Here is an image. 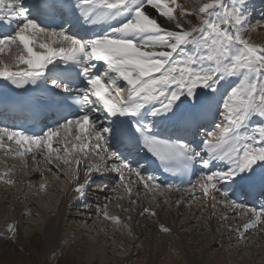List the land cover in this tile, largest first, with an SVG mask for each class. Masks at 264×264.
Returning a JSON list of instances; mask_svg holds the SVG:
<instances>
[{"label": "snow or ice", "instance_id": "snow-or-ice-1", "mask_svg": "<svg viewBox=\"0 0 264 264\" xmlns=\"http://www.w3.org/2000/svg\"><path fill=\"white\" fill-rule=\"evenodd\" d=\"M247 5L206 0L189 9L178 0H0V79L18 89L43 88L49 95L38 103L50 109L39 131L0 127V149L20 158L39 156L49 171L70 172L72 190L84 199L91 177L105 173H116L112 191L123 188L129 196L132 183L153 199L181 191L129 159L135 150L152 158L156 171L187 173L200 165L185 191L199 190L212 207L219 203L249 216L245 232L264 224V206L232 199L237 188L259 187L264 195V45L247 35L264 25L252 27ZM5 53L10 60L2 58ZM164 124L170 132L157 130ZM89 149L96 162L82 183L79 158L76 169L60 165L71 163L72 152ZM98 214L120 224L108 204ZM141 214L156 215L147 207ZM160 230L170 232L163 225ZM7 231L15 234L17 228L9 224Z\"/></svg>", "mask_w": 264, "mask_h": 264}, {"label": "rangeland", "instance_id": "rangeland-1", "mask_svg": "<svg viewBox=\"0 0 264 264\" xmlns=\"http://www.w3.org/2000/svg\"><path fill=\"white\" fill-rule=\"evenodd\" d=\"M178 2H181V4H184L185 7L189 9H193L198 8L202 3L206 2V0H179ZM256 3H253L252 6L251 4H248V9L249 7H253L254 9V5H256ZM253 11H255V9ZM255 16V18H251V24L252 27L259 28L260 26H258L256 23H258L260 20L256 19L257 15ZM196 22L197 21L193 18V23ZM184 26L186 28L189 27L186 22H184ZM251 34L257 36V41L254 43L263 45L260 44L259 38L264 37V30L252 31ZM8 57H10L9 54H7L4 59L6 61L10 60L11 57ZM3 150L5 149H0V154L5 152H3ZM80 153H82L85 158V152L79 151V154ZM79 154L70 157L72 163L74 159H77ZM4 157L8 158V156ZM92 158V161L96 162V157ZM2 160L8 161V159L6 160L3 158ZM80 161L83 162V160ZM72 163L71 166L68 165L70 168H68V166H60L65 169H72ZM12 164H14L13 167L2 165L4 168L3 173H0V190L10 189V193L18 192L19 194L23 193L31 195L35 198V200H33L34 203L36 201L39 207L41 205V207H44L50 211L49 215H56L57 209L59 207L58 204L61 202L62 197L52 191L51 194L53 197L51 199H43L44 194L41 193L40 189L37 190L36 188L32 187V185H22L21 183L17 182L13 179L14 176L13 172H11L12 169H16L17 173H21L22 176H26V178H28V174L24 175V172L28 173L30 169H27L25 165L20 163ZM57 172L58 171L51 174L45 173L44 178L41 177L40 173L31 178L30 181L32 184L40 181L42 182L44 181L42 179L50 178L52 176L59 179V182H54L53 184H60V182L62 184H66L72 181L70 172L65 171L61 172L60 174ZM6 173L10 174L5 175ZM6 180L13 181V183H5ZM116 186L117 184H115V187ZM140 189L144 190L141 187ZM135 192L133 193L134 195ZM88 194L89 192H87V197H90ZM57 195H59V197ZM142 195L143 199L141 200L147 202L151 206L153 205L160 215H164L168 211L173 212V214L176 215L173 221H175L174 223H180L181 225L177 226V229H175V231L171 233L170 236L168 235L169 239H165L164 237L165 240H162V237H160L161 234L157 231L155 233H159L160 235L155 234V237L153 238L148 237L149 233L145 234V232H142L140 239L139 237H135L132 232H128V226L131 225V218L134 215L133 210L137 208V205L136 203L124 205L122 200L128 196L119 190L117 191V194L112 195L113 197H110L111 200H108L107 197H101V202H99L100 204H97V201L94 199L91 200L92 198H87L91 202L95 203L90 204L88 202V207H85V205H74L71 207V210L68 211V214L66 212L64 217H62V220H59L57 224V235H59L60 241L57 243L58 245H53V247H47L46 241L43 239L44 236L42 235V230L45 224L49 221L50 217H43L42 213L32 211V205H30V203H26L22 198L19 199L20 195L14 196V194H10L8 197L3 195L4 197H0V264H122V260L127 259L129 255L132 257L127 261V264H148V262L152 260L151 256L156 255V250L158 249L159 251L163 245V242L169 240H171V242L181 240L182 242L185 241L191 245L185 247L184 255L181 257V264H209L211 258L221 254H224V259L226 261L225 264H237L240 262V258H247V260L250 261L248 264H264V229L256 230L255 227L244 233L242 232V229L237 230L238 228L236 229L235 226L244 223L246 220H249L250 217L239 216L237 213H235L237 212L236 209L230 208L231 212H234L232 215L224 214L227 217H231H228V221L227 219H223V217L217 218L215 220V222L218 224L216 227V231L218 233L226 234L229 232L227 236L228 239L227 237H222L215 243V241L210 242L212 239L211 237L207 238V236L210 234H208L206 228L198 229L197 226L199 223L206 225V214L208 211H212L214 213H217L216 211H226L223 209L224 205L217 203L216 207H212V200V204L209 205L208 201H210V199L207 200L206 198H201L199 200L195 199L189 201L188 206L180 208V205L177 202L180 199L179 197L177 198L176 202H172L171 198L167 196L163 197L159 194L155 196V199L152 198V195H146L145 191L144 194L142 193ZM120 196H123L124 198L121 200L119 199ZM144 196L146 197L144 198ZM171 196L172 194L170 197ZM104 204H108L109 213L120 218V224H114L109 220L104 219L102 215L98 214L99 209ZM27 207H29V210L26 212ZM195 208H198V210H195ZM233 215H235V217ZM188 218L191 219V222H188ZM234 218L238 219L236 220L238 223H233L235 221L233 220ZM153 220L154 218L152 217L143 216L140 222V229L148 230L149 223H151ZM169 220L170 223L173 224L172 219ZM9 224H14L16 226L17 232L15 234L7 231ZM89 224H91L93 229L96 230V238L94 239L90 238V236L93 235V230L92 227H87ZM233 227L235 228V231L233 230ZM35 229L38 231L36 234L33 233ZM232 230L235 232L234 234L232 233ZM240 233L244 235L242 238L239 237ZM186 235L191 236L187 237ZM70 237L73 238L72 242L74 245L72 246L73 252H70L73 254L72 256L69 255L70 253L67 254L65 249H62V246H64L66 243L64 240ZM129 239H134L133 242L136 243L131 245L125 244L124 241H129ZM87 241H89V243H86ZM79 242L82 243V247L76 246ZM240 242L242 245H240L241 249L239 248L238 252H236L235 247L238 246ZM97 245L103 247L104 252L101 253L98 251V253H95L99 254L100 257H105V260L102 262L97 259L88 261L91 256V251L94 249L93 247ZM246 245H250L253 251L249 250ZM133 248L137 249L138 252L133 253ZM104 253L107 255V258ZM236 256H238V259ZM232 258H236L237 262H234ZM164 264L171 263L166 262Z\"/></svg>", "mask_w": 264, "mask_h": 264}, {"label": "bare ground", "instance_id": "bare-ground-1", "mask_svg": "<svg viewBox=\"0 0 264 264\" xmlns=\"http://www.w3.org/2000/svg\"><path fill=\"white\" fill-rule=\"evenodd\" d=\"M256 2H257V0H248V4H251V6L253 5V3H256ZM179 3H181V2H179ZM254 9H253V7H249V10L251 12V18H253V16H255V14H256L255 11H253ZM153 14L155 15V13H153ZM161 22H163V21H161ZM256 24L258 26L264 25V20L260 19V21L258 23H256ZM169 27H171V26L169 25ZM253 28H255V27H253ZM251 32L248 33L247 35L250 36L252 42L257 41V36L251 34ZM259 42H260V44L264 45V37L263 38H259ZM3 56L4 57L7 56V53H5ZM8 58H10V57H8ZM2 80L3 79H0V81H2ZM69 148L71 149V145L69 146ZM78 148H79V145H78ZM76 154H79V150H77L75 152H72L70 157H73ZM84 155H85L86 161H83V162L80 161L79 166H78L79 171H80V182H82V183L85 182L84 181V173H85V171L87 170V168L91 164L95 163V162L92 161L91 157L88 154L84 153ZM92 157H95V155L92 154ZM75 161H76V159L73 160L72 167H71L72 169H76L77 168V165H76ZM0 165H1L0 173H3V168L4 167L2 165L12 166V167L14 166V164H12L10 161L2 160L1 157H0ZM46 166L48 167L47 170H49V165H46ZM53 170L56 171L55 168H53ZM11 172H13V176H14L13 179L16 180L17 182L21 183L22 185L23 184L32 185V187L36 188L37 190H39V189L41 190V188L43 186V190H41V193L44 194L43 195V197H44L43 199H48V200L51 199L53 197V195L51 194L52 191H54L55 194H59L60 197H62L61 202L58 204L59 207L57 209L56 215H49L50 211H48L44 207H41V205L39 207V205H38V203L36 201L34 203L33 200H35V198L32 197L31 195H27V194H23V193L19 194L18 192L10 193L9 192L10 189H1L0 190V197H4L3 195H6L8 197L10 194H12V195L14 194V196L20 195L19 199L22 198V199H24V201L26 203H30V205H32V207H33V208H31L32 211H37L38 213H42L43 217H46V216L50 217L49 221L45 224V226H44V228L42 230V232H43L42 235L44 236L43 239H45L47 247H53V245H58L57 243L60 241V237H59V235H57V227H58L57 224H58L59 220H62V217H64L66 212L68 214V211L71 210V207H73L74 205H81L80 203L85 204V201L87 199L79 197L72 190L74 188V185H75V181H73V180L70 181L69 183H66V184L65 183L62 184L61 182H60V184L59 183L53 184L54 182H59V179L54 177V176H52L50 178L42 179V180H44L42 182L40 181V182H36V183L32 184V182L30 181L31 178L35 177L37 174H40V171L35 172V171H31L30 170L28 173L24 172V175L28 174V178H26V176L23 177L21 173H17L16 169H12ZM108 174H111V175L116 177V173H108ZM95 178L96 177H93V176L91 177V180L89 181L90 185L96 183L95 182ZM52 180H54V181H52ZM135 186H137V185L136 184L132 185L131 188H135ZM114 187H115V185H114ZM106 188H108V187H106ZM56 191H57V193H56ZM88 191H89V188H88ZM93 191L96 192V193L100 192V191H96L95 189ZM120 192H123V194H126L123 188L120 189ZM133 193L134 192H132L130 196L126 194L128 197H126V198H124L122 200V203L124 205L134 204V203H131V201L135 200L136 201V205H137V208H135L133 210L134 215L131 218V220H132L131 225L128 226V232H132V234L135 237H139V239L142 236V232H145V234L149 233L148 237H150V238L155 237V234H157V235L161 234L160 237H162V240L164 239V237H165V239H169L168 235L170 236V234L173 233L175 231V229H177V226L181 225L180 223H178V224L174 223L175 221H173V219H175L176 215L173 214V212H169V211L166 212L164 215H160L159 212L156 211V209L153 207V205L151 206L147 202H144L143 200H141V199H143V195H141V196L137 195L136 196ZM171 193H172V196L170 197ZM197 194H198V196L201 197V193L199 192V190H198ZM59 195H57V196L59 197ZM148 195H151V194H148ZM162 196L163 197L167 196V197L171 198L172 202H176L177 198L180 197V199L177 202L180 205V208H183L184 206H188L189 205V196H192V194L187 192V191H182V192L170 191V192H167L166 194H164ZM93 199L95 201H97L96 199H99V196L93 195L91 200H93ZM203 199H205V198H203ZM206 199L207 200L210 199V201H208L209 205L212 204L210 197L206 198ZM5 200H7V199H5ZM145 207L149 208L150 211L155 212L156 215L155 216H150V215H147V214L142 215L141 213L143 211V208H145ZM224 207L225 206H223V209L226 210V211H223V210L221 212L216 211L217 213H214L212 211H208V213L206 214V225L202 224V223H199V225L197 226L198 229L199 228H206V231H208V234H210V235L207 236V238H209V237L212 238L210 240V242L215 241V243H216V241L220 240L222 237L226 238L228 236L229 232L226 233V234H223V233L220 234V233H218L216 231V227L218 226V224H217V222H215V220L217 218H220V217L222 218L223 216H226L224 214H228V215L234 214V212L230 211V208H227V207L224 208ZM28 210H29V207L26 208V212ZM195 210H198V208H195ZM236 210H237V212H235V213L238 214L240 210H238V209H236ZM224 212H228V213H224ZM143 216H148V217L154 218V220L151 223H149V229L148 230L140 229V222H141V219H142ZM243 217H245V216H243ZM247 217H249V216H247ZM169 219H172L173 224L170 223ZM233 220H235L233 223H238V222H236L237 218H234ZM227 221H228V219H227ZM247 221L248 220H246L242 224L236 225L235 226L236 229L237 228L238 229H242V232L244 233L245 231L243 229V225ZM188 222H191V219L188 218ZM161 225L169 228L170 232H168V233L162 232L160 230V226ZM0 227H1V222H0ZM87 227L90 228L92 226H91V224H89ZM257 227H258L259 230H261V229L263 230L264 229V224L257 225ZM35 230L33 231L34 234H36V232H38L37 230L36 231ZM92 230H93L92 231L93 235L90 236V238L94 239V238H96L95 237L96 230H94L93 227H92ZM233 230L235 231V228ZM233 230H232V233L234 234L235 232H233ZM156 231L159 232L160 234L159 233H155ZM236 233H238V232H236ZM253 235H255V234H253ZM186 236L189 237L191 235H186ZM242 236H244V235L240 233L239 237L242 238ZM139 239H137V240H139ZM227 239H228V237H227ZM243 239H241V240H243ZM133 240L134 239H129V241H124V243L125 244H130V245L136 243V242H133ZM64 241L66 243H65L64 246H62V249H65L67 254H69L70 252H73V250H72V246H74L73 242H72L73 238H71V237L70 238H66ZM86 243H89V241H87ZM240 245H241V242H240V244H238V246L235 247V251L236 252H238V249L240 248ZM76 246L82 247V243L79 242ZM186 246H191V245L189 243L185 242V241L182 242L181 240L173 241V242H171V240H169V241L163 242V245H162V247L160 246L161 248L159 249V251H158V249L156 250V255L157 256L156 255L151 256L152 260L149 261L148 264H164L166 262H170L171 264H181V257L184 255V249H185ZM247 247H248L249 250H252L250 245H248ZM93 248L94 249H93V251H91V254H90L91 256H90V259L88 261H91L93 259H95V260L97 259L100 262L104 261L105 257L103 258V257H100L99 254H96V253H98V251L103 253L104 252V248L100 247L99 245L94 246ZM242 249H245V248H242ZM132 250H133V253H137L138 252V250L135 249V248H133ZM69 255L72 256L73 254L70 253ZM131 257L132 256L129 255L127 259L122 260V264H127V261ZM236 257L238 259V256H236ZM106 258H107V255H106ZM233 261L237 262L236 258L233 259ZM239 261L240 262H238L237 264H248L250 262L249 260H247V258H243V259L240 258ZM209 262H210L209 264H225L226 261L224 259V254H221V255H218V256H215V257L211 258V260Z\"/></svg>", "mask_w": 264, "mask_h": 264}]
</instances>
